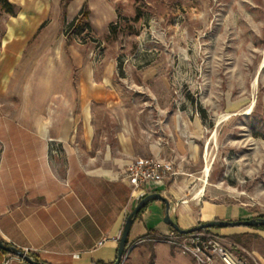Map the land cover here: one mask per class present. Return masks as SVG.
<instances>
[{"label": "rangeland", "instance_id": "rangeland-1", "mask_svg": "<svg viewBox=\"0 0 264 264\" xmlns=\"http://www.w3.org/2000/svg\"><path fill=\"white\" fill-rule=\"evenodd\" d=\"M60 7L50 0L46 19L19 53L0 109L30 118L43 108L45 122H69L81 106L83 71L93 79L106 73L103 96L89 103L93 138L115 150L123 129L135 147L165 144L181 176L216 184L249 218L264 215V0H70ZM232 230L218 234L225 247L259 264L249 253H263L262 238L243 233L235 242ZM137 235L121 264H165L168 248L156 258L157 242L181 253L170 229Z\"/></svg>", "mask_w": 264, "mask_h": 264}, {"label": "crops", "instance_id": "crops-1", "mask_svg": "<svg viewBox=\"0 0 264 264\" xmlns=\"http://www.w3.org/2000/svg\"><path fill=\"white\" fill-rule=\"evenodd\" d=\"M8 1L17 10L15 15L3 13L2 17L0 102L19 53L46 19L50 3ZM58 4L60 7V0ZM88 73L83 71L79 78L81 106L69 112V122H45L43 108L30 118L11 117L0 109V239L4 243L47 264L111 263L125 217L140 198L153 192L171 203L170 216L181 229L214 219L249 218L244 206L225 199L216 184L197 176H181V164L165 144L150 142L135 147L132 136L123 129L115 133V150L106 141L93 138L89 103L103 96L110 79L106 73L96 79ZM188 150L192 156L194 145ZM138 157L172 161L176 174L162 181H147L142 190L133 192L123 175L125 166ZM163 217V202H150L134 219L128 244L140 237L138 232H168ZM226 229H234L229 233H236L235 242L243 233H252L264 243V229L233 226L218 228L217 233L226 235L228 232H222ZM164 245L168 248L165 264H196L161 242L154 244L156 258ZM249 254L253 261L264 264V251L252 249ZM0 264L28 263L0 249Z\"/></svg>", "mask_w": 264, "mask_h": 264}, {"label": "built area", "instance_id": "built-area-1", "mask_svg": "<svg viewBox=\"0 0 264 264\" xmlns=\"http://www.w3.org/2000/svg\"><path fill=\"white\" fill-rule=\"evenodd\" d=\"M175 174L172 161L160 162L153 157H138L125 166L123 179L133 188V192H139L147 181H162ZM172 233L179 240L170 242L177 244L181 254H187L196 264H246L228 250L222 237L214 232L203 229L188 234ZM126 254L122 255L120 264Z\"/></svg>", "mask_w": 264, "mask_h": 264}, {"label": "water", "instance_id": "water-1", "mask_svg": "<svg viewBox=\"0 0 264 264\" xmlns=\"http://www.w3.org/2000/svg\"><path fill=\"white\" fill-rule=\"evenodd\" d=\"M161 201L164 204V217L163 221L172 229L175 230L178 234H188L195 231L203 230V229H210V228H225V227H233V226H245V227H264V217L256 216L251 217L244 220H235V221H226V220H210L207 222H202L200 224H197L196 226H193L188 229H181L177 223L171 218L170 216V210H171V203L161 196L157 192L149 193L142 198L139 199L137 204L133 207V209L127 214L124 220L123 228L121 231V235L118 239V245L116 250V257L115 260L108 264H120L122 255L127 252L129 249L128 247V233L131 228V225L136 218L137 214L146 207L150 202L152 201ZM0 249L4 252H7L17 258H20L27 262L28 264H47L45 262H40L36 260L32 254H30L27 251L21 250L20 248H17L13 245H7L0 239ZM100 264V263H96Z\"/></svg>", "mask_w": 264, "mask_h": 264}, {"label": "trees", "instance_id": "trees-1", "mask_svg": "<svg viewBox=\"0 0 264 264\" xmlns=\"http://www.w3.org/2000/svg\"><path fill=\"white\" fill-rule=\"evenodd\" d=\"M69 1L70 0H60V5H61V8H62L63 11H64V8H66V6L68 5ZM0 9L5 14L15 15L16 10H17V7H16L15 4L9 2L8 0H0ZM88 14H89V9H87L86 4L83 3V5L81 7V10L79 12V15L81 16V18L85 19V21H86L87 18H88ZM76 19H77V17L75 19L71 20L70 23H69V25H72ZM87 23L88 22H85V24H87ZM111 27H112V24H111ZM144 208L137 215H139L144 210ZM260 216L261 217H264V215H260ZM253 228H261V229H264V227H253ZM169 229H170L171 232H175V230L172 229L171 227ZM5 244L10 245L9 243H5ZM5 253H7V252H5ZM100 264H103V263H100Z\"/></svg>", "mask_w": 264, "mask_h": 264}, {"label": "bare ground", "instance_id": "bare-ground-1", "mask_svg": "<svg viewBox=\"0 0 264 264\" xmlns=\"http://www.w3.org/2000/svg\"><path fill=\"white\" fill-rule=\"evenodd\" d=\"M207 172H208V168L206 167V169H205V174H207Z\"/></svg>", "mask_w": 264, "mask_h": 264}]
</instances>
